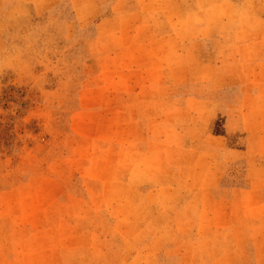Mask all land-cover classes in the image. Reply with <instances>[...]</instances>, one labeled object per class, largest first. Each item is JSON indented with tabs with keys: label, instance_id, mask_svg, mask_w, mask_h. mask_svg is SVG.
Instances as JSON below:
<instances>
[{
	"label": "rangeland",
	"instance_id": "1",
	"mask_svg": "<svg viewBox=\"0 0 264 264\" xmlns=\"http://www.w3.org/2000/svg\"><path fill=\"white\" fill-rule=\"evenodd\" d=\"M139 1L0 0V264H264V10Z\"/></svg>",
	"mask_w": 264,
	"mask_h": 264
},
{
	"label": "crops",
	"instance_id": "2",
	"mask_svg": "<svg viewBox=\"0 0 264 264\" xmlns=\"http://www.w3.org/2000/svg\"><path fill=\"white\" fill-rule=\"evenodd\" d=\"M181 1V0H180ZM179 0H140L139 3L137 4L136 7L133 8H139L143 11H146L148 14H146V16H153L157 19H160L162 17H160V9L166 8H176V6L181 10L180 11V15L179 17H192L191 15V11H187V9H185L186 7H184ZM235 0H209V3L207 5H205V8H208L209 13L208 16L210 17V19H204V20H200L199 23L200 25H208L210 28V36H217V29L214 28V26H217L218 21H216L217 19L215 18L216 16H218L217 11L219 10V8L225 7L230 9L229 12L231 13L233 11V7H234V2ZM167 2L166 5H164L163 3ZM130 4H131V0H130ZM193 5L194 8H196V16L193 17V19H197L198 17L201 18V15L206 13V9L204 11H199L200 7L199 5ZM253 9H261L264 10V1L258 0L257 2H254L253 4ZM244 14L248 15L249 18H251V20L253 21H258L259 23L262 24V29H260V27H258L257 29H252L251 32L249 31L248 34H246V36H257V41H259V39L262 37V34H264V12L262 13H252L250 11H243ZM188 14V15H187ZM216 19V20H215ZM229 24V23H227ZM227 36H231L228 35ZM239 36H242V34H240ZM255 44L253 43L251 47H254ZM257 55H259V51L257 52V54H253V56L256 58V60H259L257 62L258 65H256L259 69H262V65L264 64L262 61H260V59H257ZM259 58V56H258ZM245 62V61H244ZM257 92L259 93V90H257ZM257 93V95H258Z\"/></svg>",
	"mask_w": 264,
	"mask_h": 264
}]
</instances>
